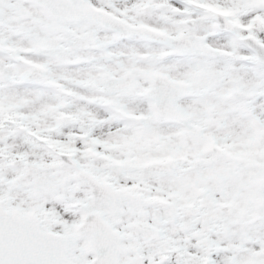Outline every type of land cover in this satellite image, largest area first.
I'll return each instance as SVG.
<instances>
[{
    "label": "snow or ice",
    "instance_id": "snow-or-ice-1",
    "mask_svg": "<svg viewBox=\"0 0 264 264\" xmlns=\"http://www.w3.org/2000/svg\"><path fill=\"white\" fill-rule=\"evenodd\" d=\"M0 264H264V0H0Z\"/></svg>",
    "mask_w": 264,
    "mask_h": 264
}]
</instances>
